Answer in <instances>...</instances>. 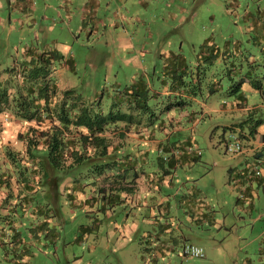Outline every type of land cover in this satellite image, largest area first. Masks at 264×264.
<instances>
[{
	"label": "rangeland",
	"instance_id": "rangeland-1",
	"mask_svg": "<svg viewBox=\"0 0 264 264\" xmlns=\"http://www.w3.org/2000/svg\"><path fill=\"white\" fill-rule=\"evenodd\" d=\"M258 14H264V0H0V75L18 64L27 46L57 48L73 62L72 67L53 63L57 94L74 88L88 100L99 98L106 111L118 85L127 83L131 74H148L159 93L149 98L154 116L146 126L166 143L191 138L201 151L193 173L202 172L199 181L208 186L210 198L226 200L223 211L228 220L227 228L220 231L226 238L216 252L203 248L204 255L196 257L178 249L153 256L152 250L139 249L147 243L142 235L146 223L141 225L133 215L115 218L102 207L104 192L98 186L103 179L98 174L77 175L81 195H72L67 184L56 192L44 183L24 189L14 180V166L13 176L6 175V185H0V264H242L240 244L251 253L254 264H264V222L241 219L240 214L246 213L233 210L236 197L229 192V170L239 167L241 154L224 149V139L231 138L225 125L251 112L261 115L262 107L251 109L264 100L248 82L242 84V91L249 110H232L235 94L228 92L230 77L238 78V67L248 66L242 53L235 54V42L241 43L239 51L256 53L251 24ZM208 39L222 51L229 47L226 58L198 57ZM170 49L185 57V79L193 84L192 77H199V89L184 98L183 105L186 111H194L195 121L171 120L180 117V105L173 104L174 95L161 93L164 86L159 79ZM216 80L219 89L208 93ZM246 124L248 129L250 122ZM27 125L10 109L0 113V170L13 169L4 147L21 150L24 142L17 134ZM150 153V160L157 164L156 150ZM213 181L220 190H210ZM87 197L91 198L86 201ZM133 220L140 228L129 232L125 221ZM237 233H244L249 241L234 236ZM202 240L213 241L212 236ZM227 251L234 252L227 255Z\"/></svg>",
	"mask_w": 264,
	"mask_h": 264
},
{
	"label": "trees",
	"instance_id": "trees-1",
	"mask_svg": "<svg viewBox=\"0 0 264 264\" xmlns=\"http://www.w3.org/2000/svg\"><path fill=\"white\" fill-rule=\"evenodd\" d=\"M251 28L256 32L253 39L256 53L249 49H246V54L239 51L241 43L235 42V54L242 53L248 66L245 69L238 67V78L230 77L228 82V92L235 94L234 104L240 106H244L246 100L242 91L244 82H248L257 90L264 100V82L260 78L264 79V14L253 18ZM228 50V46L223 51L220 50L208 39L202 44L198 57L209 61L214 58H226ZM166 54L162 66L163 76L159 79L164 86L161 93L174 95L173 104H179L180 111L183 108L185 112L184 98L194 96L196 87L199 89V77H192L191 84L183 77L186 70L182 53L170 49ZM55 61L70 67L73 63L71 57L57 48L38 50L36 46H27L18 64L8 67L6 74L0 75V113L10 109L17 118L28 123L27 128L17 134L24 142V147L21 150L11 149L8 145L4 147L9 163H13V169L0 170V185H6L5 176L12 177L15 166L17 175L14 180L24 189L44 183L50 186L51 191L56 192L61 184H67L70 188L69 194L78 192V195H81V183H75L77 175L93 172L103 179V184L98 186V189L104 192L101 194L102 207L108 209L115 204H121V192L130 189L126 184L133 182L136 175V170L129 164L130 155L135 149H121L122 142H114L113 136L123 137L130 133L159 138L158 146L164 148L161 150L170 151V154H163L158 159L165 171H170L173 151L183 149L186 142L166 147L168 143L161 142L162 138L156 137L146 126L152 122L154 116L149 98L159 93L150 83L148 74L146 77L143 73H136L127 83L118 85L109 108L105 111L99 98L88 100L74 88H65L60 95L57 94L58 85L51 76ZM153 70L156 71L155 67ZM219 85V80L210 83L208 93L217 91ZM189 114L193 116L194 111H189ZM251 114L237 124L228 126V129L243 135L235 126L243 127V124L249 121L250 125L246 131L254 134L262 118ZM230 134L240 140L236 133ZM261 137L264 139V133ZM240 142L242 144L241 140ZM132 156L134 157V154ZM164 161L167 162L164 164ZM18 194H21V191ZM89 198L91 197L85 200ZM92 199H95L94 202L97 200L95 195Z\"/></svg>",
	"mask_w": 264,
	"mask_h": 264
},
{
	"label": "crops",
	"instance_id": "crops-1",
	"mask_svg": "<svg viewBox=\"0 0 264 264\" xmlns=\"http://www.w3.org/2000/svg\"><path fill=\"white\" fill-rule=\"evenodd\" d=\"M135 74H131L129 78H134ZM231 108L232 110L242 109V111L250 109L248 106L235 104H232ZM254 108H261L259 117L262 118L254 134L246 131V123L243 127L235 126L243 135L228 129V126L237 124L240 120L225 125V129L229 132L238 133L243 144L241 157L238 160L239 167L235 169L230 167L229 170L231 181V183L228 181L229 192L236 197L232 205L233 210L238 208L245 212L246 216L240 214V218H247L252 224L261 219L264 222V139L261 137L264 133V124H262L264 122V102L252 107L251 110ZM183 118L196 120L194 115L190 116L189 111L184 112L182 108L180 117L174 116L173 121L178 123ZM113 138L114 142L117 140L122 142L121 149L125 150L127 147L129 149L131 147L130 150L135 149L130 155L129 164L136 170V175L133 182L126 184L130 189L121 192L122 205L115 204L107 210L115 218L120 216L124 219L133 215L134 219L139 218L141 225L146 223L142 229V235L146 236L147 243H142L139 249L152 250L153 256L167 255L175 250H181L182 243L190 241L200 244L204 249L212 248L216 252L226 238L224 233H220L228 226L227 213L223 211L226 200L220 196L210 198L207 195L208 186L199 181L202 172L194 175L193 172L197 171L195 161L198 155L191 138L181 143L186 142L185 146L187 143L192 144L194 147L192 151L186 150L187 147L184 146L180 151L171 152L173 161L169 172L165 171L160 162L155 164L152 160L150 161L151 150H156L158 157L170 154V151L161 150L164 148L158 146L159 138L143 137L134 133L123 137L115 135ZM162 141L164 140L161 139ZM167 143L166 147H173L178 142L169 144L170 142L167 141ZM209 187L210 190L221 189L216 181H213ZM223 187L226 186L223 185ZM0 192L3 191L0 189ZM125 226L129 232L140 228L135 220L131 223L125 221ZM206 236H212V244L202 240ZM234 236L249 241L244 233H237ZM238 249L243 252L242 264H254L251 253L244 252L243 244H240ZM227 252V255H230L234 251ZM211 261L216 262L217 260Z\"/></svg>",
	"mask_w": 264,
	"mask_h": 264
},
{
	"label": "built area",
	"instance_id": "built-area-1",
	"mask_svg": "<svg viewBox=\"0 0 264 264\" xmlns=\"http://www.w3.org/2000/svg\"><path fill=\"white\" fill-rule=\"evenodd\" d=\"M231 138H228L224 143V149L226 152L235 153V152H241L242 151V144L239 139L233 134L230 135ZM193 146L190 144L187 146V149L189 151L193 150ZM195 152L197 154H200V149L195 148ZM181 250L184 254L190 255V256H196V257H202L204 255V249L203 247L195 242L185 241L182 243Z\"/></svg>",
	"mask_w": 264,
	"mask_h": 264
},
{
	"label": "clouds",
	"instance_id": "clouds-1",
	"mask_svg": "<svg viewBox=\"0 0 264 264\" xmlns=\"http://www.w3.org/2000/svg\"><path fill=\"white\" fill-rule=\"evenodd\" d=\"M192 145V144H191ZM193 146V145H192ZM187 147V146H186ZM195 149V148H194ZM201 154V153H200ZM197 155H199V154H197Z\"/></svg>",
	"mask_w": 264,
	"mask_h": 264
}]
</instances>
